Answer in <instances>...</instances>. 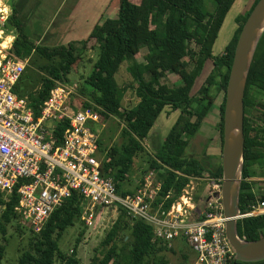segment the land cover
I'll list each match as a JSON object with an SVG mask.
<instances>
[{
  "label": "trees",
  "instance_id": "trees-1",
  "mask_svg": "<svg viewBox=\"0 0 264 264\" xmlns=\"http://www.w3.org/2000/svg\"><path fill=\"white\" fill-rule=\"evenodd\" d=\"M214 1L213 12H207L203 0H118L117 16L99 21L89 35L79 41L80 47L73 41L55 46L36 43L25 32L19 11L13 4L0 28L14 36L4 44V49L12 42L9 53L27 59L15 92L29 99L34 114L38 116L54 81H70V75L84 64V54L96 50L91 71L84 82H80L79 93L85 99L76 97L74 102L79 107L94 108L100 120L115 117L122 125L120 141L109 148L104 149V140L111 139V136L101 135L98 139L102 174L110 176L118 192L126 195L134 194L142 186L147 170L154 171L160 183L156 202L170 194L164 202L168 209L191 179L202 177L204 172L211 177L223 175L221 162L215 167L209 163L204 165L199 157L187 154V147L217 95L222 92L218 123L222 148L226 88L235 46L246 19L259 0H255L250 11L237 17L238 27L220 54H215L213 47L236 0ZM142 48H146L144 55ZM140 56L143 61H139ZM207 61L213 68L197 92L192 94L193 85ZM123 65L130 74V83L122 84L117 79ZM169 73L177 76L175 83L167 80ZM129 87L137 101L124 106V95ZM166 108L179 112V117L162 143L149 152L143 140L150 135L157 118ZM66 127L64 122L58 124V134H62ZM244 138L239 186L241 214L248 212L258 200H264V194L254 192V183L250 180L257 175V169H261L264 175V31L248 71ZM139 158L147 168L142 171L139 182L134 184L131 176L140 168L137 165ZM17 187L8 194L0 190L1 242L6 240L10 227L18 233L24 232V220L15 209L19 201ZM202 202L198 200L199 210L205 205ZM82 209L81 194L72 190L40 231L29 229L28 248L19 256V264H80L75 250L69 255L64 253L58 241L69 227L77 222L83 225L80 220ZM201 217L197 209L194 219ZM237 233L245 241L264 237V213L237 219ZM82 236L83 231L76 238L75 249ZM1 242L0 264L5 255ZM166 252H176L171 241L155 237L152 225L141 218L130 217L120 207L117 218L95 247L91 264H168ZM183 258L187 257L183 255ZM228 264H264V257L246 261L237 259L234 254Z\"/></svg>",
  "mask_w": 264,
  "mask_h": 264
},
{
  "label": "built area",
  "instance_id": "built-area-1",
  "mask_svg": "<svg viewBox=\"0 0 264 264\" xmlns=\"http://www.w3.org/2000/svg\"><path fill=\"white\" fill-rule=\"evenodd\" d=\"M7 17L0 10V24ZM2 33L0 28V37ZM11 43L0 54V190L8 194L18 186L15 209L30 229L40 231L51 213L77 190L83 200L80 220L88 229L98 227L105 209L121 207L130 217L152 225L155 237L187 242L195 253L190 264H228L219 212L220 177L206 174L209 182L200 210L192 179L168 209L164 202L170 194L157 203L160 183L154 171L134 194L122 195L113 179L102 174L99 135L91 127L100 120L99 113L74 102L76 97L85 99L79 93L80 83L54 81L36 116L29 99L15 92L27 59L9 53ZM62 122L67 127L59 135L57 126ZM197 209L200 219H194ZM261 213L264 200L240 213V218Z\"/></svg>",
  "mask_w": 264,
  "mask_h": 264
},
{
  "label": "rangeland",
  "instance_id": "rangeland-1",
  "mask_svg": "<svg viewBox=\"0 0 264 264\" xmlns=\"http://www.w3.org/2000/svg\"><path fill=\"white\" fill-rule=\"evenodd\" d=\"M8 1L11 2L10 4L17 3V0ZM75 1L77 0H68L66 6L57 8H59V11H61L62 9L61 13H63L67 9L66 7H68V5L73 6ZM86 1L89 2L91 0ZM101 1L102 0H98L99 3H101ZM254 2L255 0L235 1L225 18L218 38L214 44L213 52L215 54H220L224 50L225 46L229 43L236 28L238 27L237 17L250 11ZM117 3V0L113 2L112 6L107 11V17L114 18L115 16H117V11L116 13H113L116 10L115 6H117ZM203 8L207 12H213L215 8V1L203 0ZM2 9L3 4L2 0H0V10ZM43 16L47 17V14L45 13L43 14ZM93 26L94 25H24V28L25 32L30 36L31 39L35 40L36 36L41 35L45 32H49L50 36L55 37L54 39L50 38L46 41L50 45L53 44L52 42L61 44L73 41L76 42V45L78 47H80L81 45L79 41H82L87 37ZM12 37V33L11 35H7L3 31L0 37V48H4V44L9 42ZM141 51L142 55H144V53L146 52V48H142ZM84 58V64L78 68L76 73H72L70 75L71 81H76L79 83L84 82L85 77L91 71L93 61L96 58V50L86 52V54H84ZM139 61H143V58L141 56L139 57ZM212 68V63L210 61H207L201 74L197 77L193 85L192 94H195L201 87ZM117 79L122 84L131 82V77L126 70V65H123L121 67L119 73L117 74ZM177 79V76L171 73H169L167 76V80L170 83H175ZM222 98L223 93L221 92L217 95L213 107L204 118L199 130L197 131L195 136L191 138L189 146L187 147V154L199 157L204 165L209 163L212 167H215L218 163L221 162L222 148L218 123L220 120L219 104L221 103ZM136 101L137 98L135 96V93L129 87L124 95V106H128L130 103H135ZM178 117L179 112H172L169 110V108H166L164 112L159 115L150 135L145 140H143L144 146L147 151L153 152L154 148L162 143L163 138L166 136L169 129L172 127ZM192 120H194V118ZM91 127L94 132L99 135V138L101 135L111 136V139L109 140L105 138L104 143L106 147H104L103 145L104 149L109 148L116 142L120 141V130L122 125L119 124V120L115 117H111L106 121L99 120L97 122H94ZM100 156H102V153H100ZM137 165L140 168L135 174H132L131 176L132 183L134 184L139 182L140 177L142 176L141 173H143L142 171L147 168L146 163L142 161L141 158L137 160ZM149 172L150 170H147V172H145V176ZM206 174L208 173L204 172L203 177L200 179H192L193 184L195 185L197 201L201 199V201L203 200V202H205V196L203 195L206 193V187L209 182L207 179H205ZM250 180H252V182L254 183V192L257 195L264 194V175L262 174L261 169H257V175ZM117 215L118 211L105 209L101 214V218L96 229H88L80 222H77L74 226L69 227L65 231L63 236L59 239L58 244L60 249L68 255L72 254V250H75L77 257L80 259V264H91V259L94 254L95 247H97L99 242L103 239L109 225H111L112 222L117 218ZM22 225H24L23 233H18L14 230V228L10 227L8 229L6 240L4 242H1L2 240L0 237V242L3 243L5 247V255L1 261V264H19V256L24 250H27L30 227L24 221H22ZM81 231H83V236L75 249L74 246L76 238ZM171 242L176 252H166L168 264H190L195 257V253L189 246V244L180 239H176ZM183 255H185L187 258L184 259ZM56 264L59 263L56 262Z\"/></svg>",
  "mask_w": 264,
  "mask_h": 264
},
{
  "label": "water",
  "instance_id": "water-1",
  "mask_svg": "<svg viewBox=\"0 0 264 264\" xmlns=\"http://www.w3.org/2000/svg\"><path fill=\"white\" fill-rule=\"evenodd\" d=\"M264 15V0L251 10L238 36L231 65L223 113V144L221 164L223 172L222 203L226 217V236L240 260H257L264 257V237L245 241L237 233L240 218L239 186L244 154V96L251 60L263 33L257 35ZM233 132H235L233 134Z\"/></svg>",
  "mask_w": 264,
  "mask_h": 264
},
{
  "label": "crops",
  "instance_id": "crops-1",
  "mask_svg": "<svg viewBox=\"0 0 264 264\" xmlns=\"http://www.w3.org/2000/svg\"><path fill=\"white\" fill-rule=\"evenodd\" d=\"M67 1L68 0H17V3L14 5L17 6L19 17L24 25L95 26L102 19L110 18L107 17V11L112 6L113 2H115V0H102L101 3H99L98 0H91L89 2L86 0H77L74 2L73 6L68 5V7H66L67 9L63 13H61L62 9L61 11H59V8L57 7L66 6ZM10 3L11 2H9L8 0H2L3 11L6 15H9L11 12V6L13 5V3ZM115 9L116 10L113 13H116V11H118V3L117 6H115ZM45 13L47 14V17L43 16V14ZM49 34V32H45L41 35L36 36V41L34 39L32 40H34L36 43L48 46L60 45V43L54 42H52L53 44L50 45L48 42H46L50 38H55L50 36Z\"/></svg>",
  "mask_w": 264,
  "mask_h": 264
},
{
  "label": "bare ground",
  "instance_id": "bare-ground-1",
  "mask_svg": "<svg viewBox=\"0 0 264 264\" xmlns=\"http://www.w3.org/2000/svg\"><path fill=\"white\" fill-rule=\"evenodd\" d=\"M264 29V15L262 17L261 20V25L258 29L257 35H259L262 30ZM2 49L4 48H0V54L2 53ZM235 132H233L234 134ZM222 182H223V175L222 177H220L219 179V212L222 214V219H221V232L223 233L224 238H226V242H227V257H229L230 259H232L234 257V249L231 246L227 236H226V231H225V222H226V217L224 215L223 212V203H222V196H221V191H222Z\"/></svg>",
  "mask_w": 264,
  "mask_h": 264
}]
</instances>
